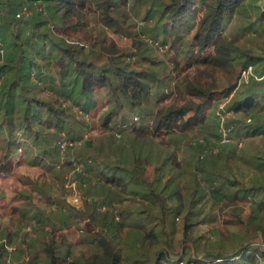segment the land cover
I'll list each match as a JSON object with an SVG mask.
<instances>
[{"label":"trees","instance_id":"trees-1","mask_svg":"<svg viewBox=\"0 0 264 264\" xmlns=\"http://www.w3.org/2000/svg\"><path fill=\"white\" fill-rule=\"evenodd\" d=\"M144 1L0 0V171L31 172L4 204L0 187V264H264V242H251L264 239V155L237 153L222 135L264 139V79L238 86L249 66L264 75V55L244 42L264 41V0H169L141 11ZM26 5L31 14L18 17ZM140 12L147 26L137 32ZM141 35L168 57L153 56ZM88 115L103 135L76 149ZM64 138L72 144L61 163ZM232 159L252 173L249 184L222 174ZM71 173L91 200L83 210L64 199ZM199 193L228 215L226 227L244 229L234 249L200 250ZM179 217L176 239L166 226ZM85 221L94 230L75 250L66 230Z\"/></svg>","mask_w":264,"mask_h":264},{"label":"rangeland","instance_id":"rangeland-1","mask_svg":"<svg viewBox=\"0 0 264 264\" xmlns=\"http://www.w3.org/2000/svg\"><path fill=\"white\" fill-rule=\"evenodd\" d=\"M168 1L169 0H145L144 1L145 3L141 4L143 6L141 8V11H143L145 8L146 9L156 8L162 2H168ZM143 16H144V12L142 13L140 12V15L136 19L135 30L137 32H142L143 29L147 26L146 22H144L143 20ZM107 35L113 40H115L116 43L121 47L130 46L132 44L129 36L127 35H125L123 38H119L110 31H108ZM141 37L143 40H145L148 43V46L151 49L150 53H152L153 56L158 57L160 59H166L168 57V48H165L164 51L162 52L160 51V46L157 45L158 42H154L153 39L145 35H141ZM244 42H246L247 44L246 45L247 49L252 50L254 54L258 56L264 55V41L262 39L258 40L255 35H252L250 37H247ZM1 55L3 56L5 55V53H2ZM0 64H2L1 61H0ZM253 78L256 80H263L264 75L261 77L259 74H256L254 67L249 66L248 68H246L245 70L241 72L238 86L242 88L244 85L249 84ZM3 80H4V77L0 73V86ZM232 98H233V95H231L228 98H222L219 103L218 110L219 111L227 110L228 106L231 103ZM228 116H230L231 118H235L233 112H230ZM86 117H87V120L90 122L91 127L85 132L84 140L75 144L76 149H80V147H82V145L84 144L85 140H94L100 137L101 135H103L101 134V128H100V123L98 121V116L88 115ZM225 120H226L225 116L221 115V123L223 124V128L225 125L224 124ZM222 135H224L223 144L232 143L233 149L237 153L242 154V151L248 148L250 149L251 152H253L254 150H258L259 154L264 155V139L262 138L254 139L255 143L251 145L250 143L252 141H247L242 138L240 140L229 139L228 137L229 131L227 129L222 130ZM117 138L120 139V136H117ZM199 138H201L200 135H196V136L194 135V136H191L187 142H183L185 149L182 150V154H183L182 156H186L187 154L189 156V152L186 153V148H188V146L190 145H193ZM62 141H66V139L64 138ZM68 143H69L68 146L72 144V142L70 141ZM183 144H181V146ZM216 151L217 149L214 150V152ZM74 152L75 150H73V153ZM225 153L232 156V153L229 150L228 146L225 149ZM66 156H67V150H66ZM219 165L220 167L222 166L221 168H224V171L223 172L221 171V172L222 174L224 173V176L226 177L228 176L231 179L238 178L244 184H249L250 181L252 180V173L241 162L239 163L235 161L234 159H232L230 163L223 164L220 162ZM78 169L80 170V168ZM26 173L27 174L31 173L29 172V168L27 165L25 166L22 165L21 167L15 166L8 172L0 171V187L8 195V198L2 200L1 204L6 203L7 200L9 201L12 200L11 198H12L13 193L15 192L16 187L17 188L24 187L22 183L20 182L19 177L22 174H26ZM66 177L67 178L65 179L67 181V184L65 187L66 191L64 192V195H65L64 199L72 207L83 210L87 203H91L90 198H88V196L85 193V190H86L85 185H83L82 183H80V181L77 180L74 173H71L67 175ZM201 188L204 191H206V193L209 191L207 184H205L204 182L201 183ZM200 196H201L200 193L196 195L197 203L195 204V206H193V210H195V212H197L198 210H203L202 215L198 217L199 222L196 223V225L193 227V230L196 236H201V240L199 243L200 250H210V248L214 246V244L216 243L217 244L220 243L221 245H223L224 250L234 249L236 247L237 240H238L237 233L240 234L239 236H242L241 233L244 232V229H239L238 227L237 228L226 227V225L224 224V218L225 216H228V215H225L221 207L214 204V201H212L208 196H205L202 199H200ZM11 203L12 202H9V204ZM56 208L57 206L55 205L51 210L56 211ZM100 211L105 212L106 208H101ZM1 212L2 210H0V214ZM248 213H249V210L245 209L243 215L246 216ZM88 222L89 221H85L84 223H80V225L77 227H71L70 229L66 230V234L68 236L69 241L73 244L72 246L75 245V248H74L75 250L78 249L77 246L79 243H81L80 238L84 237L85 235H87V233L94 230V227L88 226ZM182 226H183V220L181 217H179L178 219L175 220V225H173V227L170 228L169 225H167L166 227L168 229L167 231H170L172 230V228H174L175 238L179 239L181 238L182 233H183ZM29 230L30 228H28V231ZM251 242L262 245L264 242L263 236L259 234L256 238L252 239ZM12 249L13 248H11L10 250ZM183 250H184V247L181 249V252H183ZM10 262H11V259L8 260V264H11Z\"/></svg>","mask_w":264,"mask_h":264},{"label":"built area","instance_id":"built-area-1","mask_svg":"<svg viewBox=\"0 0 264 264\" xmlns=\"http://www.w3.org/2000/svg\"><path fill=\"white\" fill-rule=\"evenodd\" d=\"M29 6L30 5H26L22 12L18 15V17L20 16H26L28 17L31 14V11L29 10ZM40 10H44L45 11V6H41L39 7ZM46 13V12H45ZM160 51H164V48H160ZM0 53H3V50H0ZM69 145V143L67 141H62L58 143V147L60 149V155H61V163H64L66 161V150H67V146ZM71 145V144H70Z\"/></svg>","mask_w":264,"mask_h":264}]
</instances>
